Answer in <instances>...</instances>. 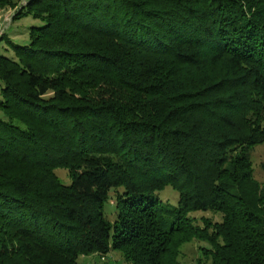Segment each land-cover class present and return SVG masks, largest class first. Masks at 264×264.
<instances>
[{"label": "trees", "instance_id": "trees-1", "mask_svg": "<svg viewBox=\"0 0 264 264\" xmlns=\"http://www.w3.org/2000/svg\"><path fill=\"white\" fill-rule=\"evenodd\" d=\"M24 16L40 24L23 43L0 36V264H177L194 239L211 264H264V0H26ZM206 210L220 219L190 215Z\"/></svg>", "mask_w": 264, "mask_h": 264}, {"label": "rangeland", "instance_id": "rangeland-1", "mask_svg": "<svg viewBox=\"0 0 264 264\" xmlns=\"http://www.w3.org/2000/svg\"><path fill=\"white\" fill-rule=\"evenodd\" d=\"M14 5L0 6V36L2 34L10 35L14 38V41L17 43H23L27 36L28 28L31 25L40 24L39 21L33 19L30 16H24L22 18H14L15 13L18 10V7L23 6L26 3V0H13ZM4 42V39H3ZM2 44V42L0 43ZM1 47V45H0ZM9 49V48H7ZM6 49V50H7ZM2 50L0 52L6 53L9 55V52L12 51L9 49ZM251 166L253 167V177L261 183H264V143L257 144L255 148L251 151ZM55 175L64 183H69V175L67 174V169L65 168H56ZM158 196L162 199L163 202L167 204L175 205L177 200V193L173 191L170 187H166L158 193ZM110 200L105 204V214L109 220L114 218V205L111 204ZM191 216H194V220L198 224H202L201 218H208L210 220H219V214L207 211H195L190 213ZM180 247L179 254L175 260L177 264H211L210 259L202 254L201 247H206L207 243L204 241H198L196 239L189 242L183 243ZM78 264H130L125 262L121 253L119 251H112L107 255L100 256L98 254L90 255H81Z\"/></svg>", "mask_w": 264, "mask_h": 264}]
</instances>
